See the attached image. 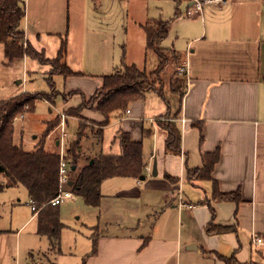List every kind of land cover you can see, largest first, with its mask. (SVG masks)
Returning a JSON list of instances; mask_svg holds the SVG:
<instances>
[{
    "label": "crops",
    "instance_id": "1",
    "mask_svg": "<svg viewBox=\"0 0 264 264\" xmlns=\"http://www.w3.org/2000/svg\"><path fill=\"white\" fill-rule=\"evenodd\" d=\"M204 4L211 7L204 10L202 6L193 20L185 19L190 23L183 30L188 34L182 54L187 71L182 80L176 79L174 93L166 96L163 86L161 94L148 90L101 127L100 140L94 138L87 147L81 143L79 151L89 154H120L119 139L127 133L132 141H141L145 163L143 180L115 177L102 181L99 206L108 201L114 207L102 208L103 231L100 222L89 227L79 252L81 264H190L185 258L195 253L210 264H224L219 256L264 264V0ZM138 46L146 52L145 33ZM66 55L67 46L64 61L68 65ZM121 60H116L118 65ZM124 61L145 69L143 61L128 53ZM95 64L98 68L100 61ZM68 66L81 74L53 77L56 89L66 94L64 100L59 98L62 107L57 112L77 107L83 96L99 88L108 72L106 68L83 72ZM72 91L78 93L69 95ZM81 115L92 123L104 121L90 108H84ZM167 118L180 130L178 154L165 151L167 132L158 122ZM69 119L78 128L77 118ZM62 121L65 125V118ZM58 139L55 144L61 148ZM154 160L155 176L151 174ZM194 170L201 171L190 174ZM141 209L145 212L140 213ZM133 211L139 213L128 221ZM143 215L158 222L143 228ZM31 219L36 220L33 210L27 221ZM210 221L233 229L209 234L205 228ZM201 234L206 244L200 243ZM92 235L97 242L94 253ZM5 255L0 264L7 259Z\"/></svg>",
    "mask_w": 264,
    "mask_h": 264
},
{
    "label": "rangeland",
    "instance_id": "2",
    "mask_svg": "<svg viewBox=\"0 0 264 264\" xmlns=\"http://www.w3.org/2000/svg\"><path fill=\"white\" fill-rule=\"evenodd\" d=\"M188 2L189 0H182L180 3L174 0H25V16L20 27L25 32V38L38 51H44L46 57H53L60 39L65 38L68 65L83 72L106 68L108 72L105 74H110L115 61L119 57L125 60L127 53L133 59H139V63L143 61L148 72L156 67L157 56L152 50L142 52L139 48L138 42H144L140 24L150 18L171 19L168 34L161 43L166 61L160 77L167 96L173 92L172 80H182L184 77L178 73V68L184 66L182 54L188 34L183 30L190 24H186L185 19L195 18L194 15L186 14L190 8ZM210 7L211 4L203 5L204 10ZM175 12L178 14L173 18ZM95 60L100 61L98 68ZM117 65L118 61L115 66ZM46 68L49 70L50 66L41 65L27 56L7 64L3 45L0 43V103L18 95L23 99L36 92L49 93L44 74ZM49 96L50 102L38 99L31 112H24L14 120L13 139L22 148L33 150L42 138L46 121L57 116L60 118L59 124L49 133L52 137L48 134L50 138L46 137L44 143V147L50 151L60 153L61 148L55 144L56 139L59 138L60 146L63 145L65 150L67 144L76 138L77 123L69 117L77 118L81 125V147L89 146L102 133L98 123L85 119L81 113L79 115L74 112L69 116L65 114L66 110L56 111L57 107H62L59 98L66 97V94L55 89ZM90 97L85 98V101H89ZM62 114L65 125L62 124ZM90 146L94 147V144ZM93 149L99 150L95 147ZM104 150L111 152L109 148L104 147ZM105 207L114 205L102 201L99 207H89L78 196L64 199L58 205L64 228L57 250L50 247L47 237L37 233L35 219L27 221L32 209L26 189L22 185H16L0 190V260L7 253L8 257L5 255L7 259H4L3 264H81L79 252L84 248L89 227L100 222L102 231L106 228L105 211L102 209ZM114 211L115 209L111 213ZM143 212L145 211L141 209L140 213ZM137 213L139 212L133 211L130 216L127 214L128 221L133 220ZM141 220L143 228L146 225L151 227L153 221L158 222L147 220L144 215ZM112 229L108 227L109 231ZM200 239L201 244H206L202 234ZM185 261H190V264H210L200 253L186 256Z\"/></svg>",
    "mask_w": 264,
    "mask_h": 264
},
{
    "label": "trees",
    "instance_id": "3",
    "mask_svg": "<svg viewBox=\"0 0 264 264\" xmlns=\"http://www.w3.org/2000/svg\"><path fill=\"white\" fill-rule=\"evenodd\" d=\"M174 1L180 3L182 0ZM177 14L178 12H175L173 18L177 17ZM24 16L23 0H0V43L3 45L4 60L9 64L27 56L40 64L50 66L45 73V79L49 91L53 93L56 89L53 80L55 75L67 77L81 73L73 71L64 61L67 46L65 38L61 39L57 53L52 58L46 57L44 51L36 50L25 38V32L20 27ZM170 21L171 19L163 20L159 17L150 18L141 24L145 33V48L152 50L157 56V65L153 70L147 72L134 63H125L122 59L113 72L102 76L101 85L89 98L90 103L85 101L83 96L81 103L77 107L68 108L65 114L70 116L77 112L80 115L84 108H90L104 118V121L99 123L103 127L108 124L112 116H120L126 111L129 103L142 98L148 90L154 89L161 94L163 82L160 73L166 61L161 43L168 34ZM57 59L59 63L56 62ZM176 79L172 81L173 90H176L174 85ZM50 92H36L23 99L18 95L0 103V175L2 176L0 190L13 185H22L26 189L29 203L35 205L37 210V233L47 237L52 249L59 250L64 224L60 220L58 206H51L48 201L59 191L60 156L58 152L47 151L44 148V141L59 124L60 118L57 116L46 121L42 138L33 150H25L13 139L14 118L24 112H31L38 99L50 102ZM73 93H78V91H72L69 95ZM65 98L63 97V100ZM158 123L167 132L165 151L178 154L180 152V130L175 121L167 118L164 122L159 121ZM82 135L81 125L78 124L76 138L67 144L64 159L68 164V176L71 182L68 188L74 196L80 197L85 205L99 206L102 200L100 192L102 181L115 177L139 178L145 174L141 141H132L127 133H121L120 154L98 153L93 155L79 151ZM101 138L102 133L97 139ZM200 171H190V174ZM167 178L174 180L169 175ZM232 229L233 227L230 226L214 225L212 221L205 228L209 234ZM91 238V252L94 253L97 248L96 236L92 235ZM219 258L224 264H250L239 263L233 256H219Z\"/></svg>",
    "mask_w": 264,
    "mask_h": 264
},
{
    "label": "built area",
    "instance_id": "4",
    "mask_svg": "<svg viewBox=\"0 0 264 264\" xmlns=\"http://www.w3.org/2000/svg\"><path fill=\"white\" fill-rule=\"evenodd\" d=\"M25 1V0H23ZM225 0H192L190 8L187 9L186 14L188 16L195 15L196 13H199L201 11V8L204 3H209V2H223ZM187 71L186 66H182L178 68V73L181 75H185ZM128 112V111H127ZM22 116V114H19ZM18 116V115H17ZM17 116L14 118V120L17 118ZM62 119L64 115H61ZM64 152L65 150L63 149V145L61 147L59 156H60V163H59V191L58 194L51 198L48 203L51 206H58L64 199H68L71 197H74L70 189L68 188V183H69V176H68V164L66 160L64 159ZM30 204V203H29ZM186 207L190 208V204H184ZM31 209L34 212H37L35 205L31 204ZM257 242H260V239H256Z\"/></svg>",
    "mask_w": 264,
    "mask_h": 264
},
{
    "label": "water",
    "instance_id": "5",
    "mask_svg": "<svg viewBox=\"0 0 264 264\" xmlns=\"http://www.w3.org/2000/svg\"><path fill=\"white\" fill-rule=\"evenodd\" d=\"M151 174L153 176H155L157 174V166H156V160L153 161L152 163V169H151ZM144 175L140 176L139 179L143 180L144 179ZM71 182L69 181L68 185H70Z\"/></svg>",
    "mask_w": 264,
    "mask_h": 264
}]
</instances>
